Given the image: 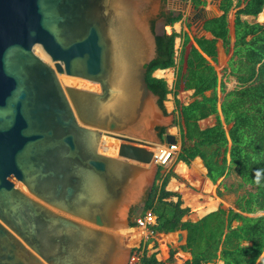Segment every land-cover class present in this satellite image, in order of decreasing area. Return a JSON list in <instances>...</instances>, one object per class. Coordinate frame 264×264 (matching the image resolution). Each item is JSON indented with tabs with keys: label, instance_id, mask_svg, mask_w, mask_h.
Wrapping results in <instances>:
<instances>
[{
	"label": "water",
	"instance_id": "obj_1",
	"mask_svg": "<svg viewBox=\"0 0 264 264\" xmlns=\"http://www.w3.org/2000/svg\"><path fill=\"white\" fill-rule=\"evenodd\" d=\"M169 10L0 0V264L128 263L119 233L154 186L159 147L176 145L160 142L174 120L145 82ZM200 14L203 35L217 15Z\"/></svg>",
	"mask_w": 264,
	"mask_h": 264
},
{
	"label": "trees",
	"instance_id": "obj_2",
	"mask_svg": "<svg viewBox=\"0 0 264 264\" xmlns=\"http://www.w3.org/2000/svg\"><path fill=\"white\" fill-rule=\"evenodd\" d=\"M186 1L194 9L205 5V0ZM219 10L221 15L203 23L210 39L174 31L156 36V57L146 67L145 82L166 114L164 103L170 91L164 80L152 74L175 68L173 94L193 90L195 97L188 105L174 99L173 125L178 128L175 139L176 145L179 143L175 161L188 165L199 157L214 185L234 170L240 178L236 190L243 192L234 202L236 210L220 206L194 223L182 221L189 210L181 208L178 194L165 189L174 175L162 174L158 167L155 181L159 183L155 182L148 193L142 213L150 211L156 217V233L182 230L186 239L175 248L166 245L161 260L143 255L141 264H212L217 260L223 264H264V177L260 182L255 178L256 170L264 169V21L241 19H258L264 0H220ZM164 17L165 26H172L182 15L168 13ZM178 37L181 45L175 57ZM228 77L237 82L231 91L226 90ZM211 115L215 116L214 125L200 129L198 122ZM156 131L159 139L166 134L165 128ZM219 185L216 194L221 197Z\"/></svg>",
	"mask_w": 264,
	"mask_h": 264
},
{
	"label": "crops",
	"instance_id": "obj_3",
	"mask_svg": "<svg viewBox=\"0 0 264 264\" xmlns=\"http://www.w3.org/2000/svg\"><path fill=\"white\" fill-rule=\"evenodd\" d=\"M184 1L187 3L185 7L183 5ZM169 2H171L172 5L178 4V6L180 7L176 9L169 8L170 10L169 9L168 10L173 11V12L177 11L178 14L182 15V17L179 22H176L172 26L164 27L167 30V34H170L172 31H174L177 34L186 33L190 36V38L193 35L198 36V37L205 36L208 39L212 38V36L208 32H205L203 35H201L200 33V30H199L200 22L202 20L200 10L202 12L204 10V12L208 14L209 13L215 14L218 17L222 13L219 10L220 0H205V5L203 7H199L198 9H194L189 4V2L186 0H183V1L169 0ZM182 7L185 9L188 8L185 14L180 13L182 11L181 9ZM263 14H264V10L259 15L258 19L252 16H242L241 19L244 21H247L248 23L264 21ZM198 15L200 16V18L197 20V22L191 23L190 18L193 19ZM202 28H203V25H202ZM180 45H181V38L178 37L175 39V46H174L175 57L179 51ZM157 73H160V76ZM152 76L155 78L162 79L166 82L168 90L170 91V93L167 95V98H168V102H169L172 112L174 110V99H176L182 105H188L190 102H192L195 99V97H193V90L178 91L176 95L173 94V84L175 80V68L156 70L153 72ZM236 86H237L236 80L233 77H228V80L226 82V90L231 91ZM217 94L220 97L219 88H217ZM205 95L209 96L210 92H206ZM218 114L220 115V113ZM214 123H215V116L211 115L203 120H200L198 122V125L200 129H206V128L213 126ZM175 132H176V135L174 136L176 138L178 137V128L176 126H175ZM178 146H179V143H178ZM175 157L173 158V161L170 163L169 168L162 170L161 173L163 174V173L171 172L174 175L168 180V183L165 189L169 192L178 194L182 202L181 208H187L189 210L188 213L183 217L182 221H189V222L194 223L198 221L199 219H201L202 217H204L205 215H207L208 213L216 211L218 207L220 206H222L223 208H232L236 210L234 206V202L237 196L241 194L239 193L241 189L236 190L238 187V184L240 183V178L237 176L234 170H230V172L225 177L221 178L218 181V184H220L218 189L222 193V196L218 197L216 194V189H217L218 184L214 185L207 178L206 169L203 166V163L199 157H196L188 165L181 161L176 162ZM184 169H185V173H182ZM245 188L249 190L251 187L247 185ZM172 200L176 201V198H173ZM210 204H214V207L211 210L206 211V212H201V210L203 209L205 210ZM258 214H262V213L259 212ZM128 230H131V229H128ZM157 235H158V241H159L158 245L161 248L162 247L164 248V246L166 245L172 246L174 248L184 245L185 239H186V232L182 230H178V231L168 233V234L157 233ZM165 238H171L172 240L171 242H167V243L162 242L163 239ZM161 259H158V260H161ZM212 264H223V263L217 260Z\"/></svg>",
	"mask_w": 264,
	"mask_h": 264
},
{
	"label": "built area",
	"instance_id": "obj_4",
	"mask_svg": "<svg viewBox=\"0 0 264 264\" xmlns=\"http://www.w3.org/2000/svg\"><path fill=\"white\" fill-rule=\"evenodd\" d=\"M177 146V145H176ZM161 154L155 155L158 166L163 169L169 168L170 163L173 161L174 146H162ZM156 217L150 212L146 211L134 218V226L131 230H139V240L131 247L130 256L127 264H141L143 255L149 257L159 253L158 235L154 231ZM165 247V246H164ZM163 249V248H162ZM162 253V250H161ZM158 259V258H157Z\"/></svg>",
	"mask_w": 264,
	"mask_h": 264
},
{
	"label": "rangeland",
	"instance_id": "obj_5",
	"mask_svg": "<svg viewBox=\"0 0 264 264\" xmlns=\"http://www.w3.org/2000/svg\"><path fill=\"white\" fill-rule=\"evenodd\" d=\"M181 1H183V0H181ZM180 6H178V4L177 5H172L171 4V2H169V0H165V9L166 10H168L169 8H171V9H176V8H179ZM182 9V11L180 12V13H182V14H185L186 13V11H187V9H185V8H181ZM175 12H177V11H175ZM200 18V16L198 15V16H196L195 18H193V19H191L190 18V21H191V23H193V22H197V20ZM263 18H264V14H263ZM164 31L167 33V30L164 28ZM190 31V30H189ZM193 31V30H192ZM164 105H165V109H166V112H167V115L166 116H168V115H170L171 116V120H172V123H173V120H174V114H173V112H172V110H171V108H170V105H169V102H168V98H167V101H165V103H164ZM165 130H166V133H170V134H172V135H176V132H175V125H168L167 127H165ZM161 142V144H162V141H160ZM163 146H165V144H163ZM179 150V147H178V145L176 146H174V154H173V157H175V155H176V152ZM165 169H168V168H165ZM164 170V169H163ZM158 182V181H157ZM156 182V183H157ZM159 183V182H158ZM243 192V190H240L239 191V193H242ZM146 199H147V197H146ZM146 199H145V201H146ZM144 201V202H145ZM144 204V203H143ZM142 208H143V206H142ZM142 213V210H141V212L138 214V215H140ZM137 215V216H138ZM133 217H135V216H130V218H133ZM133 228V227H132ZM131 228V229H132ZM136 231H132V230H124V231H122V232H120L119 234L121 235V237H122V239H123V242H124V244L127 246V247H129V248H131L132 246H134L136 243H137V241L139 240V233H140V231L139 230H137V229H135ZM171 238H165V239H163V241L162 242H171ZM173 245V244H172ZM160 249H159V253L157 254V258L158 259H161L162 257H163V254H161V250H162V248L161 247H159Z\"/></svg>",
	"mask_w": 264,
	"mask_h": 264
},
{
	"label": "bare ground",
	"instance_id": "obj_6",
	"mask_svg": "<svg viewBox=\"0 0 264 264\" xmlns=\"http://www.w3.org/2000/svg\"><path fill=\"white\" fill-rule=\"evenodd\" d=\"M159 76H160V73H157ZM168 74V73H167ZM157 75V76H158ZM162 147H159V149H158V151H157V154H161V151H162V149H161ZM195 167V166H194ZM197 169V168H196ZM197 171V170H196ZM198 172V171H197ZM182 173H185V169L183 170V172ZM181 173V174H182ZM196 173V172H195ZM200 182V181H199ZM207 184V183H206ZM202 185V184H201ZM174 187V186H173ZM191 201V200H190ZM214 207V204H210L205 210L203 209V210H201V212H206V211H209V210H211L212 208Z\"/></svg>",
	"mask_w": 264,
	"mask_h": 264
},
{
	"label": "clouds",
	"instance_id": "obj_7",
	"mask_svg": "<svg viewBox=\"0 0 264 264\" xmlns=\"http://www.w3.org/2000/svg\"><path fill=\"white\" fill-rule=\"evenodd\" d=\"M262 177H264V169H257L256 176H255L257 182H260Z\"/></svg>",
	"mask_w": 264,
	"mask_h": 264
},
{
	"label": "flooded vegetation",
	"instance_id": "obj_8",
	"mask_svg": "<svg viewBox=\"0 0 264 264\" xmlns=\"http://www.w3.org/2000/svg\"><path fill=\"white\" fill-rule=\"evenodd\" d=\"M168 14V12L166 11L165 13H162V19L164 20L163 22L165 23V15H167Z\"/></svg>",
	"mask_w": 264,
	"mask_h": 264
}]
</instances>
